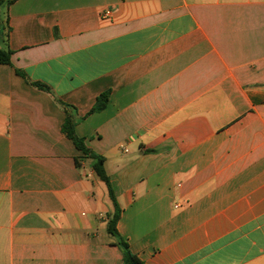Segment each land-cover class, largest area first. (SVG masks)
<instances>
[{
	"label": "crops",
	"instance_id": "1",
	"mask_svg": "<svg viewBox=\"0 0 264 264\" xmlns=\"http://www.w3.org/2000/svg\"><path fill=\"white\" fill-rule=\"evenodd\" d=\"M6 10L0 264L123 262L108 188L91 161L76 163L63 104L105 158L117 231L145 264H264V0H15Z\"/></svg>",
	"mask_w": 264,
	"mask_h": 264
},
{
	"label": "trees",
	"instance_id": "2",
	"mask_svg": "<svg viewBox=\"0 0 264 264\" xmlns=\"http://www.w3.org/2000/svg\"><path fill=\"white\" fill-rule=\"evenodd\" d=\"M14 2L15 0H0V8L2 6L8 8ZM11 57H12V52L9 49L0 48V65L3 64V65L12 66ZM16 73L18 75L24 76L23 72L20 70H16ZM31 84L44 91L51 92L50 88L43 83L33 82ZM108 99H109V92L102 93L97 98V101L91 112L102 110L106 106ZM63 105L66 112V119L62 126V131L66 135V137L69 138L74 143L76 148L82 153V156L76 159V163L78 164V166H80L83 161H91L90 163L91 168L94 171L96 177L99 180L103 181L108 188L110 198L114 205V212L110 215L107 228H108V232L115 237L116 239L115 244L118 245L122 251V255H123L122 264H145L136 254H134L130 250L129 244L119 235L117 231L116 226L120 218L121 209L117 203V199L114 194L110 177L105 169V158L91 151L86 146L84 139L78 137V135L75 132V125L77 123V119L72 112L73 110L70 109L69 106L65 104Z\"/></svg>",
	"mask_w": 264,
	"mask_h": 264
},
{
	"label": "rangeland",
	"instance_id": "3",
	"mask_svg": "<svg viewBox=\"0 0 264 264\" xmlns=\"http://www.w3.org/2000/svg\"><path fill=\"white\" fill-rule=\"evenodd\" d=\"M0 9H1L0 10V23L2 22L4 24H6V18H7L6 17V13H7L6 7L2 6ZM1 33H2V31H0V35H1Z\"/></svg>",
	"mask_w": 264,
	"mask_h": 264
},
{
	"label": "built area",
	"instance_id": "4",
	"mask_svg": "<svg viewBox=\"0 0 264 264\" xmlns=\"http://www.w3.org/2000/svg\"><path fill=\"white\" fill-rule=\"evenodd\" d=\"M109 14H110V12L109 11H106L104 14H103V18H107V17H109Z\"/></svg>",
	"mask_w": 264,
	"mask_h": 264
}]
</instances>
